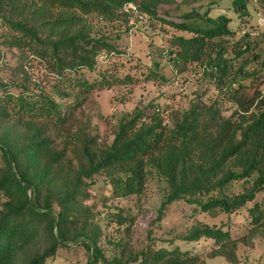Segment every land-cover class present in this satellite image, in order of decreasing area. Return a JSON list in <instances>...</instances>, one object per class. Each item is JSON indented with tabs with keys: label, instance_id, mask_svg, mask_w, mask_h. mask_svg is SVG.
Listing matches in <instances>:
<instances>
[{
	"label": "trees",
	"instance_id": "1",
	"mask_svg": "<svg viewBox=\"0 0 264 264\" xmlns=\"http://www.w3.org/2000/svg\"><path fill=\"white\" fill-rule=\"evenodd\" d=\"M175 1L0 0L8 29L2 42L18 50L13 77L0 78V264H46L70 241L85 243L88 264H207L200 251L180 245L149 243L124 260L121 243L118 255L106 257L101 226L85 203L102 173L114 194L139 196L156 170L168 186L156 222L167 204L183 199L212 214L245 207L250 233L264 227V197L258 199L264 192V93L248 91L258 75L248 64L259 59L260 41L246 33L231 43L232 17L212 15L211 2L179 14L161 9ZM129 3L183 31L168 39L164 51L176 67L201 64L235 105L229 115L218 100H195L169 127L159 106L138 105L125 113L110 141L77 122L76 111L96 90L169 78L160 61L147 65L123 53L109 35L93 33L88 14L128 20ZM247 3L232 0L240 10ZM32 59L44 66L41 77L26 68ZM183 237L213 238L212 256L236 260L240 237L230 226L201 222Z\"/></svg>",
	"mask_w": 264,
	"mask_h": 264
},
{
	"label": "rangeland",
	"instance_id": "2",
	"mask_svg": "<svg viewBox=\"0 0 264 264\" xmlns=\"http://www.w3.org/2000/svg\"><path fill=\"white\" fill-rule=\"evenodd\" d=\"M210 2L212 15L226 13L232 17L231 25L235 32L229 38L231 43L246 33L250 39L260 41L255 50L260 53L259 59L248 64V69H257L258 73L248 91L259 89L264 93V24L260 20V16L264 15V0H248L246 11L233 7L232 0H176L172 3H162L161 9L179 14L200 3ZM125 8L131 12L128 20L119 18L106 21L94 13L88 14L93 33L109 35L123 53L139 57L147 65H151L155 60L160 61V69L169 78L117 83L96 90L76 111L77 122L86 124L94 133L99 132L101 140L110 141L125 113L138 105H150L152 108L159 106L164 123L169 127L195 100L207 103L218 100L222 102L225 115L234 110L235 105L206 75L201 64L193 63L185 69L176 67L164 51L169 45L168 39L177 33H183L182 30L142 12L134 3L127 4ZM7 30L0 18V78L6 81L13 77L10 65L17 63L18 54L17 48H11L2 42V33ZM242 58L243 56L240 57ZM26 68L33 77H41L45 71L37 59H32ZM247 81L250 83V80ZM155 171L149 173L145 190L139 196L114 194L112 185L104 173L96 175L97 182L89 187L90 196L85 203L91 207L93 221L101 226L99 243L106 257L118 255V246L121 243L125 245L124 260L129 253L139 251L151 243L153 247L180 245L192 252L198 250L207 264L264 263V227L250 233L251 223L248 221V211L245 207L230 213L221 211L212 214L202 210L197 204L180 199L167 204L162 219L154 221L168 191L167 181ZM263 197L264 192L258 194V199ZM201 222L213 226H230L233 235L240 237L235 261H230L222 255H211V250L217 245L213 238L187 240L183 237ZM89 255L90 251L83 241H70L66 246H61L58 255L50 258L46 264H88ZM98 264L104 262L100 260Z\"/></svg>",
	"mask_w": 264,
	"mask_h": 264
},
{
	"label": "built area",
	"instance_id": "3",
	"mask_svg": "<svg viewBox=\"0 0 264 264\" xmlns=\"http://www.w3.org/2000/svg\"><path fill=\"white\" fill-rule=\"evenodd\" d=\"M260 20H261L262 24H264V15L260 16Z\"/></svg>",
	"mask_w": 264,
	"mask_h": 264
}]
</instances>
